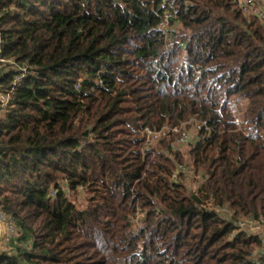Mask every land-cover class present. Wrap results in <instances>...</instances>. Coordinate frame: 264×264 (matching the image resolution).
I'll use <instances>...</instances> for the list:
<instances>
[{
	"label": "trees",
	"instance_id": "trees-1",
	"mask_svg": "<svg viewBox=\"0 0 264 264\" xmlns=\"http://www.w3.org/2000/svg\"><path fill=\"white\" fill-rule=\"evenodd\" d=\"M166 1L171 40L163 0H0V56L26 67L0 77V211L24 246L0 264H264L234 225L264 219V23L236 0ZM193 119L177 161L200 193L143 135Z\"/></svg>",
	"mask_w": 264,
	"mask_h": 264
},
{
	"label": "built area",
	"instance_id": "built-area-1",
	"mask_svg": "<svg viewBox=\"0 0 264 264\" xmlns=\"http://www.w3.org/2000/svg\"><path fill=\"white\" fill-rule=\"evenodd\" d=\"M237 9L242 12L245 16L254 17L264 23V0H236ZM163 15L158 24V30L161 31L167 40H171V29H173L172 23L176 17L175 9L171 2L163 0L162 2ZM0 53H1V40H0ZM181 70V69H180ZM179 70V71H180ZM8 71H20L22 75H17L15 77L16 82L21 80L26 72V67L21 68L13 60H6L0 56V77L3 72ZM200 74L201 72L198 71ZM10 102V95L5 92H0V110L4 112ZM231 106L236 112L234 123L237 126L238 130L242 129V112H241V103L232 101ZM202 126L206 127V123L200 124L196 120H190L188 122H183L180 125L175 127L164 126L160 129L145 128L143 135L145 137V148H151L154 144L158 147L160 142L169 143V149H163L161 151L169 152L170 158L175 164V168L168 175V179L172 183H179L180 181L186 186L189 191L200 193L203 185L206 182V177L202 172H196L187 164H182L177 161V151L185 146L189 145L191 142L197 140L196 131H198ZM207 129V128H206ZM159 150V148H157ZM146 152V151H145ZM144 152V154H145ZM222 216H226L227 220L231 221V212L227 208H215ZM226 219V218H225ZM144 220V213L139 209L137 210L136 216L132 221L142 222ZM263 222L261 220H253L251 218L244 219L238 222H235L234 225L240 232H245L248 235H258L261 246L255 252L254 258L256 261L264 255V235L262 236L260 232L250 233L247 229L249 225L259 224ZM142 227V226H141ZM139 228V230L141 229ZM254 230H260V226L253 227ZM21 236L20 229L18 226L2 211H0V246L2 241L8 242V248H10V253L14 252L18 248H23V244L19 242ZM8 250V249H7ZM8 252V253H9ZM0 253H3V249L0 247Z\"/></svg>",
	"mask_w": 264,
	"mask_h": 264
},
{
	"label": "rangeland",
	"instance_id": "rangeland-1",
	"mask_svg": "<svg viewBox=\"0 0 264 264\" xmlns=\"http://www.w3.org/2000/svg\"><path fill=\"white\" fill-rule=\"evenodd\" d=\"M3 112L0 110V115L2 114ZM191 143H194V142H191ZM190 143V144H191ZM154 146H156V144H154ZM224 218H226L227 219V217L226 216H223ZM132 225H133V228L137 231V230H139V228L142 226V224H141V222H136V221H132ZM255 225L256 226H260V230H254V232H252V226L253 227H255ZM245 229H247L248 230V232H250V233H256V232H260V231H262V233H261V235L263 236L264 235V223L263 222H261V223H259V224H254V225H249V228H245ZM257 235V234H256ZM8 245H9V243L8 242H5L4 243V241H2V244H1V248L3 249V252H9L10 251V248H8ZM8 249V250H7ZM259 251V250H258ZM10 253V252H9ZM255 258H257V257H255Z\"/></svg>",
	"mask_w": 264,
	"mask_h": 264
}]
</instances>
